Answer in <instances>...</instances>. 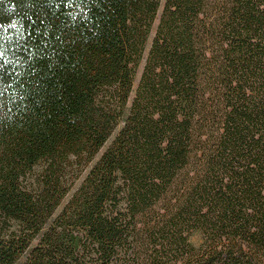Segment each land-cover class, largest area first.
Listing matches in <instances>:
<instances>
[{
	"label": "trees",
	"instance_id": "1",
	"mask_svg": "<svg viewBox=\"0 0 264 264\" xmlns=\"http://www.w3.org/2000/svg\"><path fill=\"white\" fill-rule=\"evenodd\" d=\"M0 264H264V0H0Z\"/></svg>",
	"mask_w": 264,
	"mask_h": 264
},
{
	"label": "rangeland",
	"instance_id": "2",
	"mask_svg": "<svg viewBox=\"0 0 264 264\" xmlns=\"http://www.w3.org/2000/svg\"><path fill=\"white\" fill-rule=\"evenodd\" d=\"M156 24H157V21H156V23H155V25H154L153 30H155V26H156ZM141 69H142V66L139 68L138 73H137V75H136V77H135L134 88L137 86V82H138V79H139V76H140V73H141ZM70 195H71V194H70ZM70 195H68V197L63 201L61 207L64 205V203L67 201V199L69 198ZM61 207H60V208H61ZM190 241H191L193 244L197 245V244H198V241H199V236H198V235H193V236H191Z\"/></svg>",
	"mask_w": 264,
	"mask_h": 264
}]
</instances>
